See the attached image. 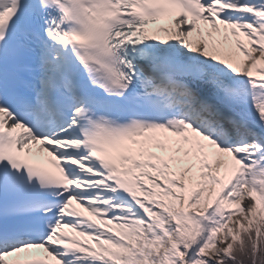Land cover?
<instances>
[{
  "label": "snow or ice",
  "instance_id": "1",
  "mask_svg": "<svg viewBox=\"0 0 264 264\" xmlns=\"http://www.w3.org/2000/svg\"><path fill=\"white\" fill-rule=\"evenodd\" d=\"M0 264H264V0H0Z\"/></svg>",
  "mask_w": 264,
  "mask_h": 264
}]
</instances>
